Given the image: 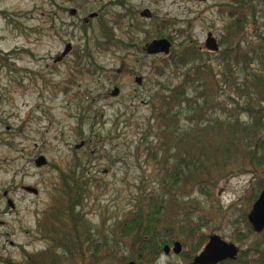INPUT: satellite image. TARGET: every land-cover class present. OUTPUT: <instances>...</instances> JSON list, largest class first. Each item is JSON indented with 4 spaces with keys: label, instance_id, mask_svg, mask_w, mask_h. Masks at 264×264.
Here are the masks:
<instances>
[{
    "label": "rangeland",
    "instance_id": "1",
    "mask_svg": "<svg viewBox=\"0 0 264 264\" xmlns=\"http://www.w3.org/2000/svg\"><path fill=\"white\" fill-rule=\"evenodd\" d=\"M259 1L254 5L264 18ZM224 6H234V0H0V221L6 223L0 227V264H23L51 248L40 226L61 204L63 177L71 172L85 170L98 180L90 184L83 210L94 225L122 218L141 182L151 180L141 142L154 121L150 97L169 78L157 74L166 56L145 54V45L173 37L172 49L195 43L206 50L208 34L220 41L224 33ZM143 9L153 13L151 20L140 17ZM92 14L98 18L89 19ZM257 22L253 34L264 37V21ZM204 54L220 71L219 53ZM217 80L225 84L220 75ZM229 93L221 86L222 101ZM40 157L47 165L38 168ZM246 170L219 187L212 200L193 195L199 215L210 223L194 239L185 233L176 241L182 255L162 253L155 264H186L213 235L264 264V231L249 234L244 220L253 209L255 185L264 181V163ZM207 200L213 201L210 211ZM245 234L248 239L237 240Z\"/></svg>",
    "mask_w": 264,
    "mask_h": 264
},
{
    "label": "trees",
    "instance_id": "2",
    "mask_svg": "<svg viewBox=\"0 0 264 264\" xmlns=\"http://www.w3.org/2000/svg\"><path fill=\"white\" fill-rule=\"evenodd\" d=\"M256 2L249 0V18L246 0L224 6L220 71L205 59L204 51L211 52L195 43L180 45L165 57L157 74L169 78L150 97L154 121L144 131L143 154L137 149L152 168V177L149 183L141 182L122 218L113 223L104 218L94 225L83 210L90 184L98 180L85 170L71 172L63 177L60 208L46 213L40 226L51 248L29 255L23 264H155L165 246L184 240L185 233L194 239L210 223L199 215L194 194L212 200L231 177L264 163V37L253 34L264 18ZM218 75L225 84H216ZM175 78L180 84L172 83ZM221 86L229 88L226 101L220 98ZM255 186L252 208L264 181ZM208 202L210 211L213 201ZM246 218L248 233L253 234ZM245 254L235 264H261Z\"/></svg>",
    "mask_w": 264,
    "mask_h": 264
},
{
    "label": "water",
    "instance_id": "3",
    "mask_svg": "<svg viewBox=\"0 0 264 264\" xmlns=\"http://www.w3.org/2000/svg\"><path fill=\"white\" fill-rule=\"evenodd\" d=\"M196 1H207V0H196ZM93 17V16H92ZM205 47L208 51L213 53H218L220 51L219 43L216 38L210 33L208 34L207 41ZM71 46L69 45L65 51V55L69 53L71 50ZM172 49V43L167 39H157L152 41L146 47V52L148 55H169ZM136 82L141 84L142 79L137 78ZM119 94V90L115 89L113 92V96H117ZM84 143H82L79 147H82ZM35 165L40 168L47 165V161L44 157H40ZM27 191L36 192V190L32 188H26ZM251 226L253 227L256 233H261L264 231V190L260 194L258 200L254 204V207L248 217ZM170 247H165V254L170 252ZM182 250V244L180 242H176L174 245V253L179 254ZM238 255V248L234 244H230L225 242L220 236L213 235L209 238V243L205 247L204 251L201 255L197 256L192 264H217L226 259H235ZM130 264H137L135 262H131Z\"/></svg>",
    "mask_w": 264,
    "mask_h": 264
},
{
    "label": "flooded vegetation",
    "instance_id": "4",
    "mask_svg": "<svg viewBox=\"0 0 264 264\" xmlns=\"http://www.w3.org/2000/svg\"><path fill=\"white\" fill-rule=\"evenodd\" d=\"M208 1H210V0L203 1V3H207ZM69 13H70V15H71L72 17H76L77 14H78V11L75 10V9H72V10H70ZM92 16H93V17H92ZM97 16H98L97 14H92V15H90L89 19H97V18H98ZM140 17L143 18V19H146V20H151V19L153 18V13H152L149 9H143V11L140 12ZM88 22H89V20H85V21H84V23H86V24H88ZM157 39H167V40H169L168 38H165V37H158V38H156V39H153L152 41L157 40ZM152 41L146 43V45H145L144 52H145V54H147V55H148V53L146 52V47H147V45L150 44ZM169 41H170V40H169ZM217 41H218V40H217ZM170 42H171V41H170ZM218 43H219V41H218ZM71 49H72V48H71ZM159 55H164V54H159ZM149 56H151V55H149ZM164 56H165V55H164ZM32 189H33V188H32ZM25 191H26L28 194H33V195H36V193H37V192L27 191L26 188H25ZM9 206H10V208H11L13 211L16 209V205H15L13 202H12V203H9ZM2 226H6V223L3 222V221H0V227H2ZM223 240H224V239H223ZM224 241H225V240H224ZM225 242H227V241H225ZM175 243H176V242H174V243L171 244V245H167L168 247L171 248V250H170V252H169L168 254H165V252H164V251H165V248H164L163 254L166 255V256H170V255H172V254H173L174 256H180V255H182V252H183V246H182L181 253H179V254H175V253H174L173 249H174V245H175ZM208 243H209V240L207 241L206 244L203 245L201 251L198 252L195 256H193V258L191 259L190 262H186V264H192V263L194 262L195 258H196L197 256L201 255V253L204 251V249H205V247L207 246ZM227 243L234 244V243H232V242H227ZM11 244L14 245L13 242H12ZM234 245L238 248V255H237V257H236L235 259H226V260H223V261H221V262H219V263H217V264H235V261L240 257L241 254H243V253H247V252H248L247 250H246V251L241 250V249L239 248L238 245H236V244H234ZM167 246H165V247H167Z\"/></svg>",
    "mask_w": 264,
    "mask_h": 264
}]
</instances>
